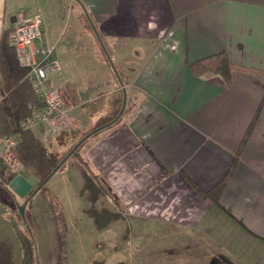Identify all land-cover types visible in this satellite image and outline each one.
I'll list each match as a JSON object with an SVG mask.
<instances>
[{
  "label": "crops",
  "instance_id": "crops-1",
  "mask_svg": "<svg viewBox=\"0 0 264 264\" xmlns=\"http://www.w3.org/2000/svg\"><path fill=\"white\" fill-rule=\"evenodd\" d=\"M48 1L0 0V39L21 14L42 12L59 80L67 96L66 82L74 84V109L91 119L73 109L82 127L51 138L56 148L123 104L59 169L100 208L121 209L115 220L179 230L183 264H264V0H73L92 30L81 23L65 41L49 37ZM92 31L116 76L96 41L82 39ZM218 53L233 66L228 82L192 73L190 63ZM101 95L105 104L86 111L82 104ZM4 147L0 137V199L16 173L29 175L8 168ZM225 176L216 202L201 194Z\"/></svg>",
  "mask_w": 264,
  "mask_h": 264
},
{
  "label": "rangeland",
  "instance_id": "rangeland-1",
  "mask_svg": "<svg viewBox=\"0 0 264 264\" xmlns=\"http://www.w3.org/2000/svg\"><path fill=\"white\" fill-rule=\"evenodd\" d=\"M42 10L51 41L60 36L63 41L73 38L81 23L85 30H92L86 18L79 17L73 0H49ZM94 35L82 39L96 41L97 50L116 76L104 39L96 31ZM92 61L87 53L86 63L95 71ZM117 112L107 118L95 115L92 120L101 123ZM74 113L84 122L91 121L80 107ZM44 143L59 154L66 151L57 149L51 138ZM91 194L74 185L60 169L30 195L22 197L11 188L2 190L0 208L4 203L11 207L0 209V264H183L179 230L130 221L127 216L115 220L121 209L117 208L118 215L105 203L100 208Z\"/></svg>",
  "mask_w": 264,
  "mask_h": 264
},
{
  "label": "trees",
  "instance_id": "trees-1",
  "mask_svg": "<svg viewBox=\"0 0 264 264\" xmlns=\"http://www.w3.org/2000/svg\"><path fill=\"white\" fill-rule=\"evenodd\" d=\"M10 29L11 27L4 30L0 39V87L2 89L0 95V137L10 135L15 138L16 142L11 148L13 155L18 160L21 168L26 169L29 174H33L37 178L36 185L26 194L27 196L42 186L62 166L66 158L76 152L77 147L87 136L111 124L120 114L122 101L115 117L101 123L96 122L92 127L85 130L63 154H59L55 150H49L34 129H23L20 126L22 119L29 114L27 103L35 101L37 98L29 82L24 78L25 68L18 64L14 48L8 43ZM232 67L228 57L223 53L189 64L192 73L196 75L208 72L217 73L225 82L229 81ZM65 85L71 102L78 103L79 98L74 84L66 82ZM112 96L114 100L117 99V95ZM105 99L106 96L101 95L82 105L86 111L95 112L105 104ZM109 114L111 112L107 111L101 117L107 118ZM225 180L226 176L201 194L216 202Z\"/></svg>",
  "mask_w": 264,
  "mask_h": 264
},
{
  "label": "built area",
  "instance_id": "built-area-1",
  "mask_svg": "<svg viewBox=\"0 0 264 264\" xmlns=\"http://www.w3.org/2000/svg\"><path fill=\"white\" fill-rule=\"evenodd\" d=\"M8 43L14 48L18 64L25 68L24 78L37 98L27 103L29 114L22 119L21 128L36 130L43 142L67 130L80 129L82 123L73 113L75 106L59 80L62 65L46 42L42 12L37 9L18 16L12 23ZM2 140L5 143L2 159L11 171L20 170L11 151L15 138L8 135Z\"/></svg>",
  "mask_w": 264,
  "mask_h": 264
},
{
  "label": "water",
  "instance_id": "water-1",
  "mask_svg": "<svg viewBox=\"0 0 264 264\" xmlns=\"http://www.w3.org/2000/svg\"><path fill=\"white\" fill-rule=\"evenodd\" d=\"M37 183V178L33 174L23 175L22 173H16L9 182V187L13 189L15 193L20 196H25ZM21 214L23 208H20Z\"/></svg>",
  "mask_w": 264,
  "mask_h": 264
}]
</instances>
